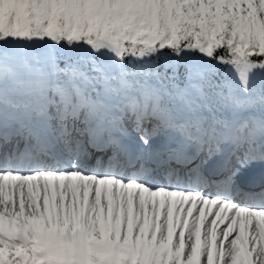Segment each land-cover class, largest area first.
Masks as SVG:
<instances>
[{"label":"snow or ice","instance_id":"snow-or-ice-1","mask_svg":"<svg viewBox=\"0 0 264 264\" xmlns=\"http://www.w3.org/2000/svg\"><path fill=\"white\" fill-rule=\"evenodd\" d=\"M0 264H264V0H0Z\"/></svg>","mask_w":264,"mask_h":264},{"label":"bare ground","instance_id":"bare-ground-1","mask_svg":"<svg viewBox=\"0 0 264 264\" xmlns=\"http://www.w3.org/2000/svg\"><path fill=\"white\" fill-rule=\"evenodd\" d=\"M239 179V178H238Z\"/></svg>","mask_w":264,"mask_h":264}]
</instances>
